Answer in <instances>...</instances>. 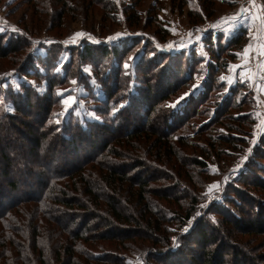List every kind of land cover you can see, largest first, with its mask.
<instances>
[{"label":"trees","instance_id":"1","mask_svg":"<svg viewBox=\"0 0 264 264\" xmlns=\"http://www.w3.org/2000/svg\"><path fill=\"white\" fill-rule=\"evenodd\" d=\"M130 11L137 14V4ZM139 26L135 22L130 27ZM18 30L0 35V60L13 56L15 68L2 71L0 81L10 72L40 80L39 65L46 70V88L39 94L37 87L21 82L19 91L12 85L2 90L0 82V173L4 179L0 181V264H127L123 254L131 253L144 264H264V133L252 143L247 162L236 169L238 175L222 185L204 210L198 206L204 183L211 177L209 160H218L224 167V149L246 145L236 135H248L244 127L248 120L238 113L235 117L233 111H240L242 105L235 107L234 99L224 97L218 104L221 111L216 110L194 137L184 134L201 116L198 112L209 92L226 86L214 87L218 72L228 69L221 57L241 48L246 28L227 44L220 34L213 42L208 33L204 40L214 63L205 68L203 92L179 100L175 108L168 102L180 98L203 62L195 51L167 53L139 38L122 47L78 45L68 49L69 60L61 65L64 74H58L54 67L65 50L61 40L54 39L51 49L43 39ZM162 35L160 41L166 42L167 32ZM36 47L45 48L46 56L35 57ZM131 53L138 57L134 72L123 67ZM108 58L109 65H103ZM86 66H94L92 74L84 72ZM78 75L90 96L92 79L101 86L104 98H92L93 111L103 123L86 121L84 127L73 117L56 123L60 101L56 89L70 85ZM237 90L235 86L230 92L235 96ZM203 96L206 99L201 100ZM6 103L12 104L13 113L7 112ZM223 117L227 124L219 125L227 135L208 129ZM31 118L32 126L27 122ZM8 131L32 144L24 148L13 145L12 139L4 142ZM67 213L73 215L71 224L58 217ZM207 213L219 220L213 222ZM193 216L189 231L182 233ZM249 235L263 237L259 246L249 249L253 253L244 244L233 243ZM43 238L50 244L41 242ZM174 238L177 246H173ZM100 246L117 252L93 251ZM194 246L201 252L188 257L196 251Z\"/></svg>","mask_w":264,"mask_h":264},{"label":"rangeland","instance_id":"2","mask_svg":"<svg viewBox=\"0 0 264 264\" xmlns=\"http://www.w3.org/2000/svg\"><path fill=\"white\" fill-rule=\"evenodd\" d=\"M213 1L214 2L211 5L207 4L206 0H103L102 2L92 5L90 0H0V29H2V31H0V35L10 32H19V30L13 31V28L20 29L23 30L27 36L33 37L32 39H43V44L51 49L53 48L50 45L57 42L54 39L59 38L65 50L60 54V59L54 67L55 73L58 74H64V68H62L61 65L69 60L70 55L68 49L72 48L73 46L77 47L78 45L83 46L85 44L97 45L107 43L109 47H112L113 45L122 47L125 46L127 42L133 44L130 42V39L139 38L144 39L147 42H151L152 47L158 46L159 49L167 53H178L181 51H186L189 53L191 51H195L196 53H194L199 55V60L201 58L204 59L202 60L203 62L200 67H197V76L190 83V86L184 87L180 93V97L184 96L185 93H188V95L184 97L186 98L191 94L193 96L195 95L196 97L202 94V82L203 80L205 81L207 79V71L205 68L210 62L214 63L210 51L208 50L206 40H204L208 33L213 35L211 39L213 42H215L217 35L220 34L224 39V43L226 42L227 44V41L235 38L241 29L246 28L247 34L244 37L246 41L243 43L241 48H232L228 53L221 57L222 60L220 62H228V69L218 72L219 76L214 83L216 84L214 87L219 86L220 84H225L226 86L217 90L212 89V91L209 92L207 100L201 104L199 109L198 114L201 116L198 117L191 128H189L187 132L184 133L194 137L196 135L197 129H199L203 123H206L210 117L212 119V116L216 110L221 111V109L218 107V104H220L224 97L229 98V100L234 99L231 101V105H234L235 107L242 105L240 111H233V113H235L233 114L235 117L239 114L248 120L246 126H244L245 129L248 128V135H236L237 137L243 138V141L247 142L246 145L240 144L238 146H234V148L231 149H224L223 147L226 153L221 156V161L226 162L224 167H220L218 160H216V162H211V160H209L210 164L208 163L209 165H207V172L210 173L211 177H209L207 183H204L205 188L201 192V203L198 206L199 210H204L206 209L209 201L216 198V196L220 194L222 187L228 181H232V179L238 175V172H236V169H238L237 165H240L241 167L247 162V159L243 160L242 162L241 158H248V155H250L252 152V143H256V141L259 140L260 135L264 133V91H261L258 87V85L264 87V57H258L256 55L260 41L262 38H264V25H261L259 19L252 20L246 15L240 20V23L236 27V31L229 32V25L222 22V18L232 16L234 13L239 12L242 7H251L249 0ZM136 4L137 14L130 11L131 8ZM255 4L264 6V0H255ZM209 6L213 7L210 9L208 8ZM252 12L256 16H260L262 9L253 8ZM60 13L62 15H59ZM57 14L58 16H61V18H59ZM135 22H140L139 28L130 27ZM214 25L216 27H213ZM245 26L250 27L247 28ZM164 31L167 32L166 42H161L160 39L163 37L162 32ZM77 32H83L85 35L83 37H76V42L73 43L74 34ZM249 32L252 33L251 37L249 36ZM117 33L122 34L119 39H113L111 41L108 39L109 37H115ZM189 33L192 35L190 36ZM197 37H199V39H197ZM141 43L142 45L145 44L143 40H141L140 44ZM249 43L253 45L249 56L247 58L243 56L238 58L236 53H242L243 49ZM169 45L172 47H169ZM98 46L102 47L101 45ZM46 52L47 51L45 48L36 47L33 55L35 57L43 58L46 56ZM151 52L152 51H146V54L151 56ZM129 55L134 58L133 62L130 61V63L134 64L135 66L137 64L138 57H134L135 55L132 53ZM233 56L235 57L233 58ZM205 57H207L206 60ZM12 58L13 56H11L9 60H0V74L15 70V68L11 65V60H13ZM99 60H101V58H99L98 61ZM102 61H104L103 65H109L111 58ZM112 65L115 67L117 66L116 62H113ZM229 65L244 66V83H239L234 79L233 83L229 85L226 83V80L220 79L221 77L229 78L234 76V72L229 70ZM38 69L40 80L35 78L27 79L25 77H19L17 74L12 72L6 74L5 78L3 77L2 82L0 81L2 85L1 89L6 90L10 87V85H12L15 90H18L19 85L22 84L21 82H24L27 85L37 87L39 94H44L46 88V70L41 68L39 65ZM84 70V72L92 74L94 66H86ZM128 70L134 72V67ZM2 71L3 73H1ZM76 71L77 70H74L73 73H76ZM239 71V68L235 69V72L238 73ZM249 76L253 78L251 82H249L247 79ZM1 77L2 76L0 75V80ZM78 77L79 75L75 79H72L77 81L76 85L70 84L66 87L57 88L61 90L75 88L76 92L73 94L78 100L82 101V103L79 105H73L75 111H72L71 108L68 110L71 112V115L65 113L64 116L60 117V123L68 122L71 117L79 120V122L84 127H86L84 124L86 121H98L103 123L101 118L100 120H95L90 115L91 113H95L93 111L95 108V102L92 97H98L100 100L104 98L101 86H99L95 80L92 79V87H94V92L92 94L93 96H90L89 92L86 90V88H84V84H80V82H78ZM155 81L156 79L154 82ZM194 85L197 87H193ZM235 86H237L238 90L235 96H233L230 92V89L235 88ZM204 99H206V96L201 97V100ZM176 101L177 100L169 101L168 106L172 105ZM9 109H13V106L11 103H6L7 112H14L10 111ZM62 112H64V106L59 101V106L55 109V113L57 116H59V114ZM227 117L220 118L218 121H216V123L214 122L210 128L208 127V129L212 130L213 132H217L218 134L227 135L228 131L226 128L219 125L222 122H224V125H226V121L228 120ZM27 122L31 126L35 124V121L32 118ZM29 129L31 128H28L27 130L29 131ZM3 137L4 142L12 139L13 145L15 146L21 144L24 148H28L32 144V142H30V140L27 138H19L17 132L13 131H8L5 135L3 134ZM200 142H204L203 138H201ZM16 158L18 160L22 159L19 156H16ZM25 158L26 159L24 161L26 163H30V159L28 157ZM84 159L85 158H80V161ZM18 163L21 162L19 161ZM31 166L32 168L35 167L33 163H31ZM36 168L37 167L34 169ZM234 169L235 173L233 172ZM35 173H37V171ZM220 174H223L224 177L219 178ZM9 179L10 177H8V180ZM3 180V176L0 173V181ZM213 183H218L219 189L214 190L211 194H208V186ZM6 189L8 188L6 187ZM258 196L263 198L261 197L262 194ZM3 204L7 205L8 202ZM207 216L213 222L219 220L217 216L208 215V213ZM58 217L63 220L62 223L68 222L71 224V217H73V215L67 213L60 214ZM194 218L195 217L193 216L191 220L193 221ZM185 227L186 225L183 226L181 231L182 233H186L183 231ZM263 237L249 235L248 237L243 238V240L234 239L233 243H242L245 245V250H249L253 249V247L259 246V243L261 240H263ZM40 241H44L48 245L50 244L48 242V238H43ZM246 242L248 243L246 244ZM9 243L14 250L15 246L13 239L9 241ZM195 249L196 251H192V253L190 252L188 257H192L193 254L197 255L201 252V248L199 246L195 247ZM107 250L117 252L112 248H105L104 246H100L99 248L97 247L93 251L103 252ZM249 251H252L253 253V250ZM143 252L145 251H142V253ZM131 254H123L128 257V259L125 260L127 264H144L140 256H129ZM145 254L146 253L142 255Z\"/></svg>","mask_w":264,"mask_h":264},{"label":"snow or ice","instance_id":"3","mask_svg":"<svg viewBox=\"0 0 264 264\" xmlns=\"http://www.w3.org/2000/svg\"><path fill=\"white\" fill-rule=\"evenodd\" d=\"M249 3L251 5V7L249 8H241V10L237 13H234L232 16H229L227 18H222V22L227 23L229 25V32H235L236 31V27L237 25L240 23V20L242 18H244L246 15L248 16V18L252 19V20H260L261 25H264V6H259L255 4V0H249ZM253 8H261L262 12L260 16H256L253 12L252 9ZM213 27H216L215 25ZM13 31H18V29L13 28ZM0 31H2V29H0ZM199 31V30H197ZM85 35V33L83 32H77L74 34L73 37V43L76 42V37H83ZM122 34L121 33H117L115 35V37H109L108 39L111 41L113 39H119L120 36ZM189 35L191 36L192 34L189 33ZM249 36H252V33L249 32ZM197 39H199V37H197ZM183 46V45H181ZM169 47H172L171 45H169ZM253 45L251 43H249L244 49L242 53H236V56L239 58L241 56L247 58L249 56L250 51L252 50ZM256 55L258 57H264V38L261 39L258 50L256 52ZM133 57L129 56L125 62H124V69L128 70L132 67H134V64L130 63V61H133ZM207 59V57H205V60ZM239 68L240 71L237 73L235 72V69ZM229 70L234 72V76L233 77H229V78H225V77H221V80H226V83L231 85L234 81V79L239 82V83H244L245 81V68L243 65H229ZM248 81L251 82V80L253 79L252 77H247ZM71 84L76 85L77 81L76 80H72ZM193 87H197L196 85H194ZM258 87L260 88L261 91H264V87H261L260 85H258ZM74 92H76V89H57L56 90V95L58 97H60V102L63 104L64 106V112L60 113L58 118L56 119V123L59 124L60 123V117L64 116L65 113H67L68 115H71V112H69L68 110L71 108L72 111H75V108L73 107V105H79L80 103H82L81 100H78L77 97L73 94ZM67 93V94H65ZM188 93H185L184 96H181L175 103H173L172 105H169L170 107H176L177 104L179 103V100H183L185 96H187ZM123 106V105H121ZM10 111H14V109H9ZM116 109H113V112H115ZM91 117L95 120H100V117L97 116L95 113H91L90 114ZM247 157H242L241 161L243 162V160H246ZM240 165H237V168H239ZM233 172L235 173V169L233 170ZM219 189V184L218 183H213L211 185L208 186V194L213 193L214 190H218ZM197 215H200V213H197ZM192 224V220L188 221V224L186 225V227L183 229L184 232H187L189 229V226H191ZM173 246H177V242L175 240V238L173 239Z\"/></svg>","mask_w":264,"mask_h":264},{"label":"crops","instance_id":"4","mask_svg":"<svg viewBox=\"0 0 264 264\" xmlns=\"http://www.w3.org/2000/svg\"><path fill=\"white\" fill-rule=\"evenodd\" d=\"M245 27L249 28L250 26H245Z\"/></svg>","mask_w":264,"mask_h":264}]
</instances>
